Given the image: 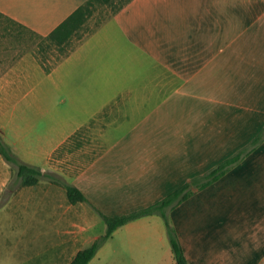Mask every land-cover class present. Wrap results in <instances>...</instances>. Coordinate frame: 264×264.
Wrapping results in <instances>:
<instances>
[{
	"label": "crops",
	"instance_id": "0c3cea01",
	"mask_svg": "<svg viewBox=\"0 0 264 264\" xmlns=\"http://www.w3.org/2000/svg\"><path fill=\"white\" fill-rule=\"evenodd\" d=\"M85 1L0 0V13L47 35ZM38 64L25 55L1 74L0 113L28 65L36 68L32 91L52 109L54 138L27 162L86 200L72 204L43 177L13 192L5 206L30 207L44 227L38 221L35 235L46 239L32 246L28 264H69L104 234L99 212L150 206L241 149L218 180L191 185L167 222L188 264H264V0H131L50 72ZM2 129L8 136L19 128ZM0 171L1 193L12 173L1 156ZM88 264L176 261L165 222L153 214L114 230Z\"/></svg>",
	"mask_w": 264,
	"mask_h": 264
},
{
	"label": "rangeland",
	"instance_id": "374dc122",
	"mask_svg": "<svg viewBox=\"0 0 264 264\" xmlns=\"http://www.w3.org/2000/svg\"><path fill=\"white\" fill-rule=\"evenodd\" d=\"M114 7V4H96L93 6L92 13L83 28L79 31V35L73 39L69 47L62 50L53 46L48 48V43H41L31 33L22 30L0 13V76L22 56L32 55L36 59L33 51L39 54L41 59L46 60L47 65L53 64L57 59L62 57L68 48L77 44L80 38L87 36L92 29L112 15ZM35 69L28 65L27 70L29 73H26L27 75L23 77L25 83L20 86V89L16 93H12L11 95L10 93H6L3 102V113H0V129L2 132H4L3 127L6 128L11 124H16L19 128L15 129L13 134L8 133L9 141L6 138L8 137L7 134L2 135V132L0 133L2 138H0L4 139L11 151L13 150V146L19 149L24 161L13 151L12 153L26 164H29L27 159L29 158L30 151L39 155V148L41 146L46 147L54 138V134L50 130H47L49 121H52L50 117L52 109L48 110L46 98L42 99V103L37 104L36 93L32 91V88L36 89L35 84L39 82ZM63 98V94L61 92L58 93L55 107L56 112L61 113L63 111ZM72 142L77 144L78 140L74 139ZM72 145L68 147H72ZM64 148L60 150V154H62ZM32 166L38 167L36 164ZM11 172L10 182L0 193V211L4 213L7 211L6 215H0V264H28L32 246L34 244L45 243L46 237L39 238L38 235H35L38 221L40 228L44 227L41 226V221L36 219L38 218L37 215H30V207L24 209L21 203L15 206L14 204L5 206L13 194L8 193L10 187L19 186V181L12 167ZM43 178L50 180L47 177ZM20 187L22 186L18 188ZM17 210L22 214L26 211L28 215H14ZM41 211H46L44 203L41 205Z\"/></svg>",
	"mask_w": 264,
	"mask_h": 264
},
{
	"label": "trees",
	"instance_id": "16d2710c",
	"mask_svg": "<svg viewBox=\"0 0 264 264\" xmlns=\"http://www.w3.org/2000/svg\"><path fill=\"white\" fill-rule=\"evenodd\" d=\"M129 1L131 0H86L70 16H68L62 23H60L55 29H53L47 35H40L32 31L28 27L20 23H17L11 19L10 20L14 22V24L19 26V28H21L22 30L31 33L34 37L39 39L41 43H48L47 45L48 48L50 46H53L55 48H58L59 50H62L69 47L73 39L79 35L78 34L79 31L83 28L85 22L92 13L93 6H95L96 4H104V5L114 4L115 7L113 12L116 13L118 10L124 7ZM105 20H103L102 22H104ZM100 24H98L97 27ZM97 27L92 29L88 34L92 33ZM85 37L86 36L80 38L78 43L81 42ZM77 44L68 48L65 51V53L62 55V57L57 59L53 64H49V65L46 64V60L44 61L43 59H41L39 54H37L35 51H33V53L41 68L45 72H50L65 56H67L75 48ZM1 138H0V156L7 164H9L12 168H14L15 176L19 181V186H32L35 185L41 177H47L53 183L60 184L65 188L66 195L72 204L76 202H83L86 200L83 193L77 187L66 183L57 174L50 172H42L40 168L32 166L30 164H26L23 161H21L15 154L12 153L9 145L4 141V139ZM257 140H258V136L252 141V144L256 143ZM245 153H247L245 149L238 150L236 153L222 160L210 171L202 175L199 181L197 180V178L192 179L190 182L185 183L181 187L174 190L172 193L162 198L160 201L150 206L115 217L107 216L99 212L100 216L102 217L105 223L104 234L98 237L89 246L79 250L69 264H88L93 259L96 252L102 246V244H104L110 238L114 230H116L118 227L130 221L153 214L160 215L165 222L168 238L171 244V248L175 257L176 264H188V261L183 253V250L177 240L176 233L174 229L167 222V216H166L167 209L186 200L192 194L191 185H196L198 188H203L211 184L212 182L218 180L229 167L239 162L242 159V157L245 155ZM19 186L10 187L8 193L12 194L18 189Z\"/></svg>",
	"mask_w": 264,
	"mask_h": 264
}]
</instances>
